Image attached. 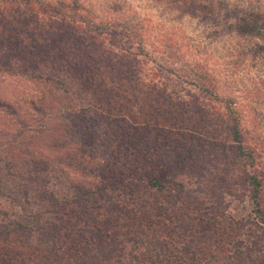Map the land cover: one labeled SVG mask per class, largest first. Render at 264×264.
Segmentation results:
<instances>
[{
    "label": "trees",
    "instance_id": "16d2710c",
    "mask_svg": "<svg viewBox=\"0 0 264 264\" xmlns=\"http://www.w3.org/2000/svg\"><path fill=\"white\" fill-rule=\"evenodd\" d=\"M6 1L0 0V27L4 25V29H7L6 34L0 31V58H5L0 60V74L16 76L21 81L38 85L42 89L36 88L40 91L37 95L41 96L39 103L42 105L46 104L47 99L51 100L47 95L55 98V93H63L64 96L72 93L79 100L91 97L95 99V104H89V107L105 114L110 113L108 108L118 106L117 103L130 102V99L120 96L124 84H120L117 76L108 85L105 81L101 83L98 76L89 77L90 70L87 69L90 67L93 70L98 63H105L116 74H124L127 61L121 60L117 65L113 61L117 58L114 51L110 48L97 49L96 41L80 42V47L74 50L58 47L62 56L51 50L49 45L41 43L47 39L46 33L34 32L30 43L25 42L22 37L24 28L18 31L7 17L6 13L14 7ZM20 1L25 6L32 4V0ZM29 13L33 19L38 18V14ZM14 19L20 25H25L16 16ZM66 22L63 24L67 26L64 34L68 36L69 30H75L78 26ZM253 26L256 27V23L247 22L240 28L241 32L254 35L250 30ZM256 29L253 38L259 36L264 41V26ZM89 49H93V52ZM72 53L77 55L79 62L71 60ZM113 55L116 57L113 58ZM195 77L196 84L188 83L204 92V100L224 104L225 112L219 109L216 111L218 115H213L223 121L226 130L229 129L227 138L231 136L230 141L235 146L233 156L224 153L220 156L217 149L215 153L192 162L185 160L190 167L189 172L184 174L186 178L174 174L172 179L167 180L164 174L159 177L158 172H142L136 166L132 171L130 165H134L136 155L141 156L138 147L142 148L141 152L146 149L144 144H137L135 138H130V143H119V139L102 143L99 137L90 144L83 139L86 137L85 131H78L79 123H82L79 118L85 121L81 110L71 111L61 116L64 121L62 126L58 125L50 134L55 135L51 147L58 152H66L63 162L79 174L77 180H70L66 171H62L64 177L56 176V163L52 164L54 160L44 152L39 157L30 155L20 172L15 171L16 167L10 162L4 164L5 170L0 168V241L9 243L14 240L21 248L13 256L0 254V264H126L129 257L133 261H140L138 264H160L157 249L163 246L160 244L165 237L170 238V241L164 242L165 245L173 243L178 251L177 256H172L174 263L169 264H188L189 260L192 264H264L263 182L259 172L261 154H257L251 142L250 146L245 142L232 100L220 98L215 87L209 89L202 85L205 78L198 73ZM50 86L52 89H47ZM136 103L120 106L130 116ZM194 104L192 98L189 106ZM137 105L140 107L139 103ZM204 105L205 102H201V111ZM177 113L181 115L180 123L188 128L184 122L186 110L179 109ZM142 114L140 111L139 115H135ZM28 115L25 114V117ZM208 119L209 116L204 121ZM108 123L113 127L114 123ZM124 123L125 128L135 131V136L146 138L147 122L141 127L128 120H124ZM45 129L46 126L42 125L38 130L42 136ZM186 136L184 141H187ZM35 139L39 142L42 138ZM69 148L73 150L69 151ZM192 149L195 151L194 147ZM141 159L147 160V157L141 156ZM6 171L11 178L5 179ZM95 173L103 174L102 179L105 181L107 178L109 184L88 180L87 176H94ZM178 175L183 174L179 172ZM136 187L153 198L143 200L133 190L134 200L139 198L137 202H132L134 204L115 200L120 197V190ZM228 198L240 203L249 202L253 211L249 216L235 220L228 214ZM1 201H7L8 206L1 205ZM93 201H98L100 205L102 202V205L95 211H89ZM77 209L86 215L84 220H80L83 225H72L68 221L70 213ZM210 225L214 227L212 234L206 232ZM69 228L81 237L80 243L64 245L63 238ZM183 231L191 232H188V236H182ZM128 246H131L129 252Z\"/></svg>",
    "mask_w": 264,
    "mask_h": 264
},
{
    "label": "rangeland",
    "instance_id": "374dc122",
    "mask_svg": "<svg viewBox=\"0 0 264 264\" xmlns=\"http://www.w3.org/2000/svg\"><path fill=\"white\" fill-rule=\"evenodd\" d=\"M6 2L14 7L6 13L7 17L18 31L24 28L22 37L25 42H29L34 32L46 33L47 39L41 43L49 45L51 50L62 56L58 47L74 50L80 47V42L96 41L97 49L110 48L114 51L117 58L113 61L117 65L121 60L127 61L124 74H116L105 63H98L93 70L90 67L87 69L90 70L89 77L98 76L99 81H105V84L117 76L120 84H124L120 96L130 99V102L117 103L118 106L108 108L110 113L105 114L89 107V104H95V99L91 97L79 100L72 93L65 96L55 93V98L47 95L51 100L47 99L46 104L42 105L39 103L41 96L37 95L40 91L36 88L42 89L35 82L37 86L16 76L0 74V168L4 169L6 162H10L16 167L15 171L20 172L30 155L39 157L44 152L54 160L52 164L56 163V176L64 177L62 171H66L70 180H77L79 174L63 162L66 152H58L51 147L55 135H50L58 125L62 126L64 121L61 116L74 110H81L85 117V121L79 118L82 123H79L78 131H85L86 137L83 139L90 144L95 142L96 137L102 143L113 142L114 139L123 143L135 138L137 144L146 146L143 152L142 148H138L141 156L147 157V160L141 159L140 154L138 157L136 155L134 165H130L132 171L136 166L142 172H158L159 177L164 174L169 180L174 174L184 177L189 172L190 167L185 163L187 160L192 162L215 153L217 149L220 156L222 153L233 156L235 146L230 141L231 136L227 138L229 129L226 130L223 121L213 115H218L216 111L219 109L225 112L224 104L204 100V92L188 83L196 84L195 74L198 73L205 78L202 85L209 89L215 87L220 98L232 100L245 142L248 145L251 142L257 154H261L259 172L263 182L261 204L264 212V41L259 36L253 38L256 28L264 26V0H32L29 6L20 0ZM29 12L38 14V18L33 19ZM15 16L25 25H20ZM65 21L78 26L75 30L67 28L70 31L68 36L64 34L67 27L63 26ZM247 22L256 23V27L250 28L254 35L241 32L240 28ZM6 30L1 25L0 31L6 34ZM89 51L93 52V49ZM71 60L79 62L75 53H72ZM192 98L195 104L189 106ZM133 102H138L140 107L138 103L133 104L134 111L129 116L120 105L130 106ZM201 102H205L202 111ZM179 109L186 110L184 122L188 128L180 123ZM140 111L143 116H136ZM205 113L209 116L207 122L204 121L208 118ZM25 114H29L28 117ZM74 119L72 121L79 122ZM124 120L137 127L147 122L146 138L135 136V131L125 128ZM108 122L114 123L113 127ZM42 125L46 126L44 136L38 131ZM184 135H188L187 141H184ZM37 137H41V141L37 142ZM68 150L72 151L73 148ZM183 155L186 159L182 158ZM179 172L183 175H178ZM5 174V179L12 177L7 171ZM102 176L95 173L87 178L92 183L99 181L109 184L107 178L104 181ZM133 190L143 200L153 198L136 187L120 190V197L115 200L134 204L132 202H137L139 198L134 200ZM228 201V214L237 221L253 211L249 202L240 203L232 198H228ZM1 205L7 207L8 202L1 201ZM91 205L89 211H95L102 202L100 205L98 201H93ZM85 217L77 209L70 213L68 221L72 225H83L80 220ZM218 227L222 228L219 224ZM213 230L214 227L210 225L206 232L212 234ZM188 232L191 231H183L182 236H188ZM81 240L71 228L66 229L63 238L65 246L80 243ZM167 240L170 241V238L165 237L164 242ZM164 242L160 244L163 248L157 249L158 259L160 264H169L174 260L172 256L178 254L177 246L173 243L165 245ZM128 247L129 252L131 246ZM19 250L20 244L14 240L9 243L0 241L1 255L13 256ZM139 262L129 257L125 263ZM188 264H192V261L189 260Z\"/></svg>",
    "mask_w": 264,
    "mask_h": 264
}]
</instances>
